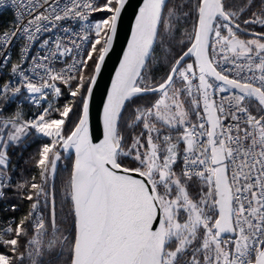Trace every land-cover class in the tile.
Masks as SVG:
<instances>
[{"label": "snow or ice", "instance_id": "1", "mask_svg": "<svg viewBox=\"0 0 264 264\" xmlns=\"http://www.w3.org/2000/svg\"><path fill=\"white\" fill-rule=\"evenodd\" d=\"M8 9L0 264H264V0Z\"/></svg>", "mask_w": 264, "mask_h": 264}, {"label": "water", "instance_id": "2", "mask_svg": "<svg viewBox=\"0 0 264 264\" xmlns=\"http://www.w3.org/2000/svg\"><path fill=\"white\" fill-rule=\"evenodd\" d=\"M131 2L135 5L139 2V0H131ZM130 27V20L128 18H126L124 20V23H123V31H127ZM125 44V41H124V35H123V32L119 38V42H118V47H117V51H119V47H122L124 46ZM115 59V58H113ZM108 77L105 76V81H107ZM105 89V84H101V91H104ZM97 103H99V101H97ZM100 111H102V109H97L94 111V118H93V127L94 129L96 128H102V122L99 118V113Z\"/></svg>", "mask_w": 264, "mask_h": 264}, {"label": "trees", "instance_id": "3", "mask_svg": "<svg viewBox=\"0 0 264 264\" xmlns=\"http://www.w3.org/2000/svg\"><path fill=\"white\" fill-rule=\"evenodd\" d=\"M11 19V16L9 13L2 15V17L0 18V30H2L3 26ZM34 151V148L29 149V152ZM24 156L27 157L28 156V152L24 153ZM19 163L22 164V161H20ZM67 179V173H62L60 175V177L58 178L57 181V186L59 188V186L61 185V183H63L64 181H66ZM0 208H2V205H0Z\"/></svg>", "mask_w": 264, "mask_h": 264}, {"label": "built area", "instance_id": "4", "mask_svg": "<svg viewBox=\"0 0 264 264\" xmlns=\"http://www.w3.org/2000/svg\"><path fill=\"white\" fill-rule=\"evenodd\" d=\"M7 13H9L10 14V16H11V19L13 18V13H12V10L11 9H8V10H0V18L2 17V15H5V14H7ZM10 19V20H11ZM9 20V21H10ZM0 217H2V213H0Z\"/></svg>", "mask_w": 264, "mask_h": 264}]
</instances>
